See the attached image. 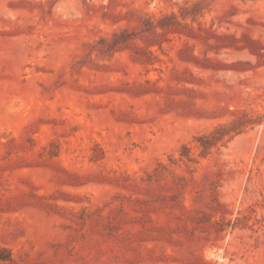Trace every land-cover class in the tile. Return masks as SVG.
<instances>
[{"label": "rangeland", "instance_id": "obj_1", "mask_svg": "<svg viewBox=\"0 0 264 264\" xmlns=\"http://www.w3.org/2000/svg\"><path fill=\"white\" fill-rule=\"evenodd\" d=\"M0 264H264V0H0Z\"/></svg>", "mask_w": 264, "mask_h": 264}]
</instances>
